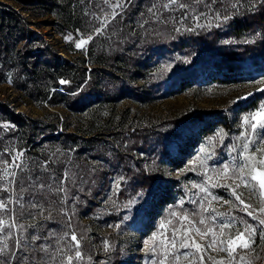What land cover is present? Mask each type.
Instances as JSON below:
<instances>
[{
    "label": "rangeland",
    "instance_id": "rangeland-1",
    "mask_svg": "<svg viewBox=\"0 0 264 264\" xmlns=\"http://www.w3.org/2000/svg\"><path fill=\"white\" fill-rule=\"evenodd\" d=\"M229 3L231 0H74L69 25L62 24L55 12L48 13L44 7L24 13L33 22L31 28L36 35L51 44L60 56L70 60H81L92 50L94 56L102 55L100 53L113 55V58L119 56L123 62L129 55H134L142 61L151 44L166 41L167 46H172L166 49L164 58L151 61L155 63L152 67L139 70L148 80V83L143 78L135 81L141 92H146L147 99L142 102L125 98L75 113L63 105L52 106L46 101L32 99L17 88L20 80L13 81L9 77L0 83V99L11 102L16 113L33 119L54 120L58 116L60 124L64 122L73 128L75 124H85L95 113L101 117L111 113L115 123L131 126V132L136 130L133 135L116 133L106 137L105 149L99 158L71 157L70 171L77 164L81 168L84 166L82 171L76 168L77 174L70 179L71 185L95 201L91 204L94 205L91 213L86 214L84 210L90 208L89 200L82 201L80 208L78 202L70 205V214L76 212L80 220L78 226L84 229L80 234L89 245H81L77 231L67 224L70 230L63 234L55 231L52 241L44 243L42 250L46 254V264H264V225L259 223L264 219L261 211L264 209V189L258 181L251 180L247 171L244 174L246 184L231 178L232 172L243 163L244 156L254 155L257 161L264 158L260 152L264 139L250 134L251 124L257 123L251 119L252 115L264 108V76L255 80L231 78L225 83L209 81L182 92L167 93L166 79L179 62L185 65L202 54V51H178L171 41L184 32L205 35L213 29L223 28L228 17L234 14ZM261 36L263 33L259 29L241 36L221 37L218 45L226 47L242 43L251 46L260 41ZM81 40L87 43L77 48ZM170 49L173 50L171 53ZM256 54H249L245 62L255 61ZM120 65L112 67V71L131 79L133 73L124 72L120 69L124 63ZM130 66L135 67L133 63ZM158 82L163 84L147 95L149 87ZM256 94L258 106L241 112V104H246ZM212 110L224 112L228 127L219 128L208 137L198 136L194 130L192 133L186 117ZM245 117L249 118V123H245ZM257 131H261L259 124ZM166 149L178 160H165ZM113 150L120 154L127 152L133 157L126 161L114 160L109 157ZM86 160L88 162L84 163ZM225 165L229 168L228 176L221 175ZM257 168L264 166L257 164ZM12 169L11 164H6L0 171L3 176L10 177ZM151 175L156 180L154 186H159L160 192L174 201L162 210L148 199L151 187L146 179ZM63 182H59L60 187ZM214 184L219 186L213 187ZM201 188H206L207 192ZM233 191L244 204L236 200ZM212 196L218 199L212 200ZM209 202L211 207H208ZM201 204L206 210L201 211ZM245 205L247 211L242 210ZM247 212H252L256 219ZM38 214L40 216L41 212ZM184 214L188 215V220L182 219ZM201 216L205 218V225L199 224ZM192 222L201 232L205 226L213 228L218 237L213 248H208L212 233L201 238ZM221 223H227L228 227L221 229L218 226ZM16 224V228L20 225L24 230L25 222ZM174 232L176 248H172ZM241 232L249 240L248 248L239 246L238 242L234 251L220 250L228 248L227 241L235 239ZM12 234L7 232L5 247L10 246ZM22 236H18L20 242ZM187 237L191 238L189 244L193 240L199 243L202 251L198 252L194 247L181 248L180 241ZM221 240L225 243L221 244ZM77 251L82 258L76 257Z\"/></svg>",
    "mask_w": 264,
    "mask_h": 264
},
{
    "label": "trees",
    "instance_id": "trees-1",
    "mask_svg": "<svg viewBox=\"0 0 264 264\" xmlns=\"http://www.w3.org/2000/svg\"><path fill=\"white\" fill-rule=\"evenodd\" d=\"M73 3L74 0H0V83L6 82L9 77L13 81L20 80L17 88L32 99L46 101L52 106L63 105L75 113H84L98 104L115 103L125 98L135 102L146 100V92H141L136 82L142 78L146 83L148 80L139 70L152 67L155 63L151 61L157 57L164 58L166 49L172 46H167L166 41L155 42L145 50L144 54H148L142 61L134 55H129L123 62L119 56L113 58V55L103 53L94 56L92 50L81 60L64 58L44 38L36 35L31 28L33 22L24 13L44 7L48 13L55 12L62 24L69 25ZM228 6L234 14L228 17L226 26H221L223 28L213 29L212 33L205 35L184 32L171 41L178 51H202V54L185 65L179 62L166 79L169 84L167 93L182 92L209 81L225 83L231 78L255 80L264 76V0H231ZM259 29L263 36L255 45H218L221 37L241 36ZM254 52L257 53L255 61L246 63L247 56ZM130 63L135 67L132 68ZM118 65L134 76L128 79L113 72L112 67ZM110 78L112 81L108 82ZM162 84L148 85L147 95L153 94L151 92L154 89L157 91ZM258 97L256 94L246 104H241V112L255 109ZM10 104L0 99V168L11 164V173H15L7 177L0 171V200L7 205L5 209H0V249H3L0 264H46V254L42 250L44 243L51 242L57 231L63 234L70 230L68 226L77 231L81 245H89L80 234L84 229L78 226L80 220L76 212L70 214V205L78 202L80 208L82 201L89 200L90 208L84 210L86 214L91 213L94 207L91 204L95 201L71 185L70 179L77 174L76 168H81L77 164L70 171L71 157L77 155L80 159L85 155L99 158L105 149L106 137L116 133L133 135L136 130L131 132V126L115 123L111 113L106 117L95 113L85 124H75L70 128L67 123L60 124L58 116L54 120L33 119L16 113ZM186 118L190 121L192 133L194 130L202 137L228 127L227 116L220 110L189 114ZM131 148L135 149V146ZM112 152L109 157L114 160L126 161L133 157L127 152ZM164 158L172 162L178 160L167 149ZM83 169L84 166L81 171ZM147 178L151 187L147 194L149 201L161 210L172 205V198L162 194L159 186H154V176ZM62 180L64 182L60 187ZM13 221L16 225L25 222V233L20 225L18 228L15 225L8 227ZM10 231L13 233L9 240L11 243L5 247V237ZM19 235H24L21 242Z\"/></svg>",
    "mask_w": 264,
    "mask_h": 264
},
{
    "label": "snow or ice",
    "instance_id": "snow-or-ice-1",
    "mask_svg": "<svg viewBox=\"0 0 264 264\" xmlns=\"http://www.w3.org/2000/svg\"><path fill=\"white\" fill-rule=\"evenodd\" d=\"M173 2H175V0H173ZM89 39H91V37H89ZM85 43H87V41L85 40H81L80 43H78L76 45L77 48H81ZM61 83H65L64 81H61ZM259 118V119H257ZM245 123H249V118L245 117ZM252 120H256L257 123H252L251 124V128H250V134H254L256 135L258 138L260 139H264V123H260V120H264V108H262L261 111L255 113L252 115L251 117ZM259 124V128L261 129V131H257V125ZM247 135V134H246ZM250 143H254V141H249ZM248 145H245V150H247ZM260 152L262 153V155H264V147H262L260 149ZM257 164L264 166V158L259 159L257 161V159L255 158L254 155H247L243 157V163L240 165V167L238 168V170L233 171L231 178L236 180L239 179L242 183H247V181L245 180V172L247 171L248 175L251 177V180L253 181H258L259 182V186L264 189V168H257ZM253 173H255L253 175ZM229 174V168L228 165H225L221 175L223 176H228ZM10 175H15V173H11ZM219 185H213V187H216ZM239 185H237L238 187ZM41 187H43V185H41ZM201 191H205L207 192L206 188H201ZM209 195H211L209 193ZM233 195H235L236 200H238L241 204H244V201L240 199V196L237 195L235 193V191H233ZM218 198L215 196H212V200H217ZM225 203H227V201H225ZM7 207L6 203L2 200H0V209H5ZM208 207H211V202H209ZM247 205H245L244 209H242L243 211H247ZM201 211L206 210L205 206L203 204L200 205ZM214 211V210H213ZM262 212H264V209H261ZM173 215H179V213H173ZM218 215H223V214H218ZM247 215L252 216L253 219H256V217L253 215L252 212H247ZM183 220H188L189 217L187 214H184V216L182 217ZM212 219H215V217H212ZM170 223V221H169ZM193 223V228L195 230V232L201 236V238H203L204 236H207L209 233H212L213 239L212 241L208 244V248H213L214 245L217 243V239L218 237L216 236V233L213 231L212 227H207L205 226V230L203 232H201V229L198 227H195V222ZM259 223L261 225H264V219H261L259 221ZM199 224L201 225H205V218L203 216H201L200 220H199ZM14 226V221L12 224H9L8 227H13ZM164 225H161V227H163ZM221 229L228 227L227 223H221L218 225ZM250 228V226H249ZM187 231H192V229H188ZM245 231H249V229H246ZM252 232L255 231V229H251ZM156 239V237H153V241ZM189 239H191L190 237H187L185 239H182L180 241V247L181 248H189V247H194L198 252L202 251V246L199 243H196L194 240L192 242V244H189ZM72 240H76L75 235L72 236ZM238 242H239V246H242L243 248H248L249 247V240L245 239L244 233L241 232L239 233L235 239H230L227 241L228 244V248H221V251H229V249H231V251L235 250V247L238 246ZM79 242L77 241V244ZM221 244H224L225 241L221 240L220 241ZM172 248H176V241H175V232H174V237L172 240ZM3 252V249H0V253ZM76 257L77 258H82V255L79 251L76 252ZM72 258L69 257V260H71ZM177 259H179V257H177ZM201 260H203V256L200 257Z\"/></svg>",
    "mask_w": 264,
    "mask_h": 264
}]
</instances>
